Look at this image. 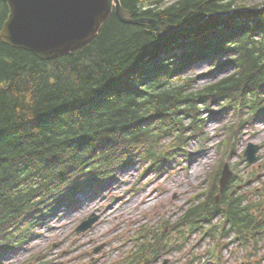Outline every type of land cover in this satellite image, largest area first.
<instances>
[{
    "label": "trees",
    "instance_id": "trees-1",
    "mask_svg": "<svg viewBox=\"0 0 264 264\" xmlns=\"http://www.w3.org/2000/svg\"><path fill=\"white\" fill-rule=\"evenodd\" d=\"M121 3L129 18L155 20L165 35L151 22L124 24L113 13L89 44L50 61L0 40V259L25 245L56 209L116 180L119 170L163 168L193 155L192 139L208 142L207 113L213 119L229 111L238 118L225 127L209 190L180 222L194 230L222 214L223 234L252 249L250 259L258 256L264 178L250 194L230 185L219 203L216 196L242 130L264 118V3ZM8 16L0 1V33ZM206 63L213 67L206 76L216 79L198 85L193 70ZM169 246L155 235L141 251L157 259Z\"/></svg>",
    "mask_w": 264,
    "mask_h": 264
},
{
    "label": "rangeland",
    "instance_id": "rangeland-1",
    "mask_svg": "<svg viewBox=\"0 0 264 264\" xmlns=\"http://www.w3.org/2000/svg\"><path fill=\"white\" fill-rule=\"evenodd\" d=\"M250 2L251 5L263 4L264 0ZM209 69V65L203 64L194 70L193 73L201 77L198 85L216 79L205 76ZM228 73L219 75L217 79ZM236 119L233 111L215 119L208 117L206 131L209 142L204 145L198 139L192 140L189 149L197 155L188 157L184 154L182 160L168 166L170 169L167 171L164 167L146 172V168L137 165L123 170L118 180L97 191L78 194L73 200L74 205L62 206L44 227L35 230L30 241L17 254L7 255L0 264H121L136 246L135 238L142 228L158 231L163 225L167 226L166 237L172 245L183 244V249L166 256L169 264L210 263L206 251L212 241L201 242L202 233L182 236L177 222L194 197L208 188L206 175L221 158L218 146L224 138L225 127ZM244 131L236 153L228 158L240 177L236 181L240 186L251 178L250 172L261 173L254 167L264 162V120L248 125ZM249 142L261 146L260 157L263 158L255 166L246 168L242 156ZM250 183L252 186L246 191L259 185L253 184V180ZM91 216L99 218L96 224L91 230L78 234L76 229ZM97 248L101 250L96 252ZM244 255L246 252L224 244L222 258L227 264L242 263ZM201 259L205 260L201 262ZM154 264H164V259Z\"/></svg>",
    "mask_w": 264,
    "mask_h": 264
},
{
    "label": "water",
    "instance_id": "water-1",
    "mask_svg": "<svg viewBox=\"0 0 264 264\" xmlns=\"http://www.w3.org/2000/svg\"><path fill=\"white\" fill-rule=\"evenodd\" d=\"M9 7V17L0 33L8 46L26 50L41 60H53L73 53L94 40L113 13L129 25L153 23L155 20L128 18L121 0H0ZM260 147L249 144L245 156L250 163L258 160ZM233 177L229 164L221 178V192ZM97 218L84 222L78 232H85Z\"/></svg>",
    "mask_w": 264,
    "mask_h": 264
},
{
    "label": "bare ground",
    "instance_id": "bare-ground-1",
    "mask_svg": "<svg viewBox=\"0 0 264 264\" xmlns=\"http://www.w3.org/2000/svg\"><path fill=\"white\" fill-rule=\"evenodd\" d=\"M210 72V71H209ZM241 171V170H240ZM232 188V187H231ZM241 194V193H240ZM244 196V195H243ZM251 204V203H250Z\"/></svg>",
    "mask_w": 264,
    "mask_h": 264
}]
</instances>
